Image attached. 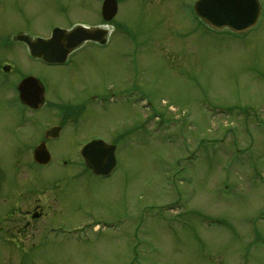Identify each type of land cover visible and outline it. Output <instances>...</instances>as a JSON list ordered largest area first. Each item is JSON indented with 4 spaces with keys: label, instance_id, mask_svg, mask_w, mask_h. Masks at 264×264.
<instances>
[{
    "label": "rangeland",
    "instance_id": "obj_1",
    "mask_svg": "<svg viewBox=\"0 0 264 264\" xmlns=\"http://www.w3.org/2000/svg\"><path fill=\"white\" fill-rule=\"evenodd\" d=\"M193 1L119 0L101 23V0H0L2 84L34 76L48 102L82 108L40 168L31 148L59 117L0 88V264H264V0L242 37L200 24ZM78 20L103 24L112 44L72 66L50 68L13 40ZM90 95L106 111L84 108ZM93 136L117 146L108 178L77 157ZM48 221L70 236L46 233Z\"/></svg>",
    "mask_w": 264,
    "mask_h": 264
},
{
    "label": "water",
    "instance_id": "obj_2",
    "mask_svg": "<svg viewBox=\"0 0 264 264\" xmlns=\"http://www.w3.org/2000/svg\"><path fill=\"white\" fill-rule=\"evenodd\" d=\"M115 0H105L102 6V17L110 20L116 13ZM196 14L210 23L213 27L219 28L228 26L233 30H244L253 25L259 15V5L256 0H199L194 5ZM106 31L100 29L76 28L70 33L57 29L51 39L32 40L24 35H19L18 40L25 42L31 55L42 57L46 62H63L66 55L78 46L82 41L91 39L103 42ZM21 97H29V88H37L34 78L29 77L23 80L19 87ZM32 91V89H31ZM83 155L92 166L95 174H108L115 165L114 147H107L100 140H94L83 149ZM45 159V152L39 149L35 159Z\"/></svg>",
    "mask_w": 264,
    "mask_h": 264
},
{
    "label": "flooded vegetation",
    "instance_id": "obj_3",
    "mask_svg": "<svg viewBox=\"0 0 264 264\" xmlns=\"http://www.w3.org/2000/svg\"><path fill=\"white\" fill-rule=\"evenodd\" d=\"M0 88H5V86H1L0 85ZM96 97H97V95H93V96L90 95V98L91 99H95ZM86 103H89V102L88 101L87 102L86 101L83 102V105L85 106L84 108L87 107V104ZM64 104L66 105V110H63V112H59L58 107L56 105H54L53 102H51V101L48 102L47 101V98H46V90L44 89L43 96H42V100H41V102H40V104L38 106L39 107V110H40L39 112H41L43 110V108L46 107L47 110H51L52 113H53V115L51 117L52 120H54V119H56V118L59 117L57 119L56 123H53L50 127L57 126V127L60 128V132H59V135L56 138H51V139L50 138H47L46 139L44 137V132H43L42 139L39 141V143L43 141V143H45L47 145V147H48L49 146L48 144H50V142H54L55 140H58L61 137H63V135H64V133H65V131H66L67 128H70L71 129V126H74L73 125V122H71V119H73L72 117H75V114H71V112H72L71 111V107L70 106L68 107V104L74 105V101L71 102V101L67 100ZM25 108H27V107L24 106L23 109H25ZM80 109L82 110V108H78L77 109V111H78V112H76L77 115H80L79 114L80 113ZM82 114H83V112H82ZM78 118L79 117H76V119H78ZM76 119L74 121H77ZM70 123H72V124H70ZM96 137L102 138L100 136H93L92 139L93 138H96ZM3 216H4V218H6V215H3ZM3 216H1V217H3Z\"/></svg>",
    "mask_w": 264,
    "mask_h": 264
}]
</instances>
